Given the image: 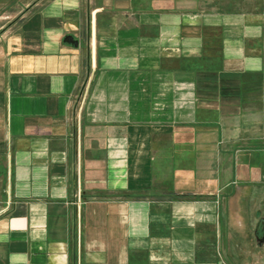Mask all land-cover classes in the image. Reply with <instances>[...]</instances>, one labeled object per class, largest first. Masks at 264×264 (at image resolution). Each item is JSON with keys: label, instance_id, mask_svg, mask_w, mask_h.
I'll return each mask as SVG.
<instances>
[{"label": "crops", "instance_id": "0c3cea01", "mask_svg": "<svg viewBox=\"0 0 264 264\" xmlns=\"http://www.w3.org/2000/svg\"><path fill=\"white\" fill-rule=\"evenodd\" d=\"M17 2L0 264H264V0Z\"/></svg>", "mask_w": 264, "mask_h": 264}, {"label": "rangeland", "instance_id": "374dc122", "mask_svg": "<svg viewBox=\"0 0 264 264\" xmlns=\"http://www.w3.org/2000/svg\"><path fill=\"white\" fill-rule=\"evenodd\" d=\"M17 5V0H0V26H6L14 20L12 15L17 11ZM78 198L79 194L77 195Z\"/></svg>", "mask_w": 264, "mask_h": 264}, {"label": "water", "instance_id": "95a60500", "mask_svg": "<svg viewBox=\"0 0 264 264\" xmlns=\"http://www.w3.org/2000/svg\"><path fill=\"white\" fill-rule=\"evenodd\" d=\"M63 39H64L65 42L72 43L74 45L76 44V40H74V38L71 35H66V36H64ZM261 223L263 224V229H264V214L259 220V224L257 226L258 228L260 227Z\"/></svg>", "mask_w": 264, "mask_h": 264}, {"label": "built area", "instance_id": "2783aa9c", "mask_svg": "<svg viewBox=\"0 0 264 264\" xmlns=\"http://www.w3.org/2000/svg\"><path fill=\"white\" fill-rule=\"evenodd\" d=\"M78 195V194H77Z\"/></svg>", "mask_w": 264, "mask_h": 264}]
</instances>
